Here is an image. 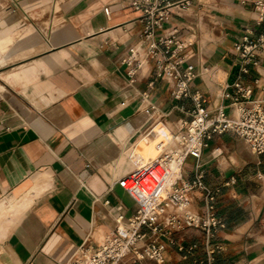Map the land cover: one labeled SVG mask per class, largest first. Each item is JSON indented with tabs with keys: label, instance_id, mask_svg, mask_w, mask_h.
<instances>
[{
	"label": "crops",
	"instance_id": "0c3cea01",
	"mask_svg": "<svg viewBox=\"0 0 264 264\" xmlns=\"http://www.w3.org/2000/svg\"><path fill=\"white\" fill-rule=\"evenodd\" d=\"M170 2L155 37L176 30L187 43L183 65L197 72L190 97L179 99L152 62L127 82L123 58L146 49L145 19L130 0H0V264H71L83 242L99 245L117 215L135 211L118 180L141 151H156L150 135L190 121L192 95L205 111L230 110L239 82L264 101V11L256 0ZM49 3L50 18L33 21ZM244 35L256 45L249 54L236 48ZM155 116L162 131L145 135ZM199 171L222 223L209 240L213 264H264V151L232 131L214 134L199 158L186 157L178 187ZM204 194L187 193L199 213ZM158 238L164 264L204 258L200 229ZM191 245L193 254L179 250ZM121 264L155 263L128 256Z\"/></svg>",
	"mask_w": 264,
	"mask_h": 264
},
{
	"label": "built area",
	"instance_id": "2783aa9c",
	"mask_svg": "<svg viewBox=\"0 0 264 264\" xmlns=\"http://www.w3.org/2000/svg\"><path fill=\"white\" fill-rule=\"evenodd\" d=\"M130 4L141 11L145 19L143 38L146 49L141 52V47H132L123 58L127 82L133 83L142 69L152 62L157 76L173 81L171 94L174 98L190 97L188 84L197 76V72L192 64L183 65L182 53L187 43L177 38L176 30L155 37L156 28L161 26L162 19L174 4L170 0H130ZM255 5L261 12L264 11V0H256ZM179 6L183 7L181 3ZM104 11L107 13L106 9ZM255 46L247 35L236 44L243 54H249ZM234 87L237 94L233 96L230 106L237 110L236 117L226 106L205 111L201 108L200 97L196 94L191 96L195 108L187 126L179 129L184 134L180 167L187 156L199 158L212 135L228 131L240 136L255 153L264 151V101L250 98L251 90L243 89L239 82H235ZM239 96L244 100H240ZM173 158L172 154H168L166 160L169 162ZM156 168L155 162H150L118 180L119 186L133 198L135 211L126 219L121 214L117 215L114 227L96 247H88L83 242L73 255L71 264H121L128 256L136 261L147 259L155 264H164L165 243L158 237H166L171 229L184 227L200 229L206 236L204 258L197 259L196 264H213L217 248L212 247L209 240L222 224L215 213V192L203 184L202 171L192 181L181 183L178 187L180 174L170 184V190H166L165 181L170 174L162 172L155 177L153 172ZM150 175L155 178L154 185L147 188L143 180ZM195 188L205 191L202 213L185 210L189 204L187 193ZM195 248L196 245L187 248L179 246L185 255L193 254Z\"/></svg>",
	"mask_w": 264,
	"mask_h": 264
},
{
	"label": "bare ground",
	"instance_id": "6f19581e",
	"mask_svg": "<svg viewBox=\"0 0 264 264\" xmlns=\"http://www.w3.org/2000/svg\"><path fill=\"white\" fill-rule=\"evenodd\" d=\"M237 113L238 112L235 108L231 109V114L234 117L237 116ZM162 125L161 120L154 121L153 126L148 129L145 135H149L155 127H157L159 131H162V128L160 127ZM157 129L156 131H158ZM151 137L154 141L156 151L153 154L148 155H143L141 151L139 155H136L138 161L131 172L135 171L136 168H139L142 165L155 162V165H157V168L153 172L155 177L160 176L162 172H168L170 174L169 179L165 181L166 190H170V184H172L174 179L179 177L181 174L180 161L182 157L181 151L184 148V134L178 133L175 129H170V132H166L158 136L155 135V137L150 135L149 138L151 139ZM168 154H172L174 156V158L169 162L166 160ZM154 176L152 177L150 175L143 180V184L147 188H151L154 185ZM119 187L133 200V198L121 186ZM185 210H193L192 204L189 203L185 206Z\"/></svg>",
	"mask_w": 264,
	"mask_h": 264
},
{
	"label": "rangeland",
	"instance_id": "374dc122",
	"mask_svg": "<svg viewBox=\"0 0 264 264\" xmlns=\"http://www.w3.org/2000/svg\"><path fill=\"white\" fill-rule=\"evenodd\" d=\"M3 1V0H2ZM5 1V0H4ZM7 1V0H6ZM61 1H64V0H61ZM57 7H58V4L56 5V9H57ZM48 8H49V11L47 12V13H44V14H42V15H40V16H37V17H35V18H33V21H35V22H37V21H39V18H42V19H44V20H48L49 18H50V15H51V3H49L48 4ZM4 12V10H2V11H0V13H3ZM55 22H56V20H55ZM159 120H161V118L159 117V116H155V117H153L152 118V121H151V123L150 124H152L154 121H159ZM162 121V120H161ZM187 126V125H186ZM149 127H147V128H145V130L144 131H146V129H148ZM175 130L178 132V133H180L181 131H179V127H175ZM143 131V132H144ZM177 185H178V183H177Z\"/></svg>",
	"mask_w": 264,
	"mask_h": 264
}]
</instances>
